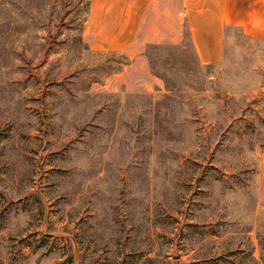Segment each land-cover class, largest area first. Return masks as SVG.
<instances>
[{
  "label": "rangeland",
  "instance_id": "1",
  "mask_svg": "<svg viewBox=\"0 0 264 264\" xmlns=\"http://www.w3.org/2000/svg\"><path fill=\"white\" fill-rule=\"evenodd\" d=\"M81 1L0 0V264H264V39L132 59Z\"/></svg>",
  "mask_w": 264,
  "mask_h": 264
},
{
  "label": "crops",
  "instance_id": "2",
  "mask_svg": "<svg viewBox=\"0 0 264 264\" xmlns=\"http://www.w3.org/2000/svg\"><path fill=\"white\" fill-rule=\"evenodd\" d=\"M155 2L90 0L82 36L92 49L138 59L148 43L168 37L171 18L176 27L187 25L202 64L220 60L225 38L234 26L264 39V0H180V10L173 13L155 8Z\"/></svg>",
  "mask_w": 264,
  "mask_h": 264
},
{
  "label": "trees",
  "instance_id": "3",
  "mask_svg": "<svg viewBox=\"0 0 264 264\" xmlns=\"http://www.w3.org/2000/svg\"><path fill=\"white\" fill-rule=\"evenodd\" d=\"M83 3V5L85 6V17L83 19V23L85 22L86 20V17H87V14H88V11L90 9V0H83L81 1ZM82 29H83V24H82Z\"/></svg>",
  "mask_w": 264,
  "mask_h": 264
}]
</instances>
